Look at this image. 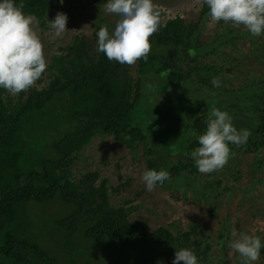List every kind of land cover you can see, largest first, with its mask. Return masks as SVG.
<instances>
[{"label":"trees","instance_id":"1","mask_svg":"<svg viewBox=\"0 0 264 264\" xmlns=\"http://www.w3.org/2000/svg\"><path fill=\"white\" fill-rule=\"evenodd\" d=\"M55 1L18 0L22 11L34 16L40 26ZM207 17L204 4L195 20L174 16L162 21L160 14V24L149 43L168 48V53L140 58L141 74L136 81H132L128 64L109 61L96 48L90 49L84 36L77 35L56 49L61 55H52L44 85L37 87V79L15 95L0 88V264H157L158 260L171 264L175 248H191L198 264H210L211 245L200 238L196 226L176 233L162 227L148 231L144 222L130 220L131 208L110 203L107 180L98 171L88 170L77 178L71 171L78 152L96 134L108 133L132 151L138 143L146 142L147 135L134 115L144 74H150L154 86L168 83L181 91L183 81H193L197 88L194 97L207 104L198 106L201 113L190 122L191 135L205 130L208 107L232 111L237 130L249 131L245 144H228L230 151L250 152L264 144V82L256 87L251 100L231 103L226 94L231 96L233 90L211 83L215 67L199 64L195 58V53L207 46L215 51V43L223 38L224 31L216 34L213 44L200 40ZM154 59L159 60L157 64ZM184 59L195 63H189L183 73ZM192 106L195 111V103ZM177 134L174 130L169 135L172 138L145 149L146 168H166L164 151L172 152V139ZM195 147L198 144L193 137L187 149ZM195 170L194 163L186 160L166 171L171 178L181 171ZM117 186L111 191H120L126 184ZM56 198L68 204V210L53 216L49 224L58 231V241L63 243L60 253L69 256L67 261L49 251L47 247L52 245L45 234L27 231L25 226L30 224L25 212L28 203ZM260 253L264 255V247Z\"/></svg>","mask_w":264,"mask_h":264},{"label":"rangeland","instance_id":"2","mask_svg":"<svg viewBox=\"0 0 264 264\" xmlns=\"http://www.w3.org/2000/svg\"><path fill=\"white\" fill-rule=\"evenodd\" d=\"M105 2L63 0L61 5L56 0L47 11L43 26L36 20L33 22L32 28L42 44L46 68L56 49L69 44L74 36H84L90 49L94 50L98 29L101 26L109 31L114 28L118 17L105 12ZM153 3L159 9L162 21L174 16H180L185 21L195 20L203 6L202 0H153ZM58 11L66 14L65 28L68 31L56 37L48 21ZM222 32L223 38L215 43V51L207 46L203 52L195 53V58L199 64L209 63L215 67L217 71L211 81L215 77L221 85L220 89L236 90L234 94L231 92V96L226 94L231 103H244L251 100L256 87L264 82V32L253 36L243 25L212 22L208 15L200 40L213 44L216 34L221 35ZM162 53H168V48L153 43L148 54L160 56ZM138 60L128 65L132 81H136L141 74ZM158 61L154 59L156 64ZM181 63L185 65L181 66L184 73L188 64L195 62L184 59ZM46 68L38 78L37 87L47 82ZM149 76L144 74L141 77V96L134 114L136 122L147 135L146 142L138 143L132 151L108 133L96 134L78 152L71 167L72 174L77 178L85 171H98L99 176L107 180L110 203L131 208L130 220L144 222L148 231L162 227L176 233L177 230L186 231L196 226L200 238L211 245L210 264H239L238 254L227 246L234 238L231 235L234 228L238 232L258 236L264 243V144L250 152L230 151L227 163L211 173L202 174L197 169L181 171L164 184H157L151 192L146 191L141 180L146 168L145 149L151 143L159 145L161 140L172 138L169 135L176 130L179 135L172 139V152L164 151L163 158L168 160L165 169L180 161L194 163L188 157L192 150L187 147L195 135H191L188 128L191 120L201 113L198 106L204 108L207 104L203 98L194 97L197 88L191 84L193 81H183L181 86L184 91H181V87L168 83L161 86L157 82L154 86V79ZM196 77L193 75L194 79ZM209 100H212L211 96ZM211 110L207 107L206 113L209 115ZM226 112L233 118L232 111ZM122 184H126L122 190L111 191ZM57 199L28 203L25 212L30 224L25 226L27 231L45 234L52 245L47 247L49 251L56 253L60 261H67L69 256L60 253L63 243L58 241V231L49 224L53 216L56 218L68 210V204ZM41 243L48 246L45 239H41ZM254 264H264V255L260 253Z\"/></svg>","mask_w":264,"mask_h":264},{"label":"clouds","instance_id":"3","mask_svg":"<svg viewBox=\"0 0 264 264\" xmlns=\"http://www.w3.org/2000/svg\"><path fill=\"white\" fill-rule=\"evenodd\" d=\"M63 4V0H58ZM208 8L212 22H231L243 25L253 36L264 32V0H202ZM23 4L18 0H0V88L10 94L26 90L41 76L46 68L42 44L32 28L36 20L26 15ZM104 9L118 19L109 31L101 26L96 32V50L109 60L121 64H134L138 59H147L150 51L149 37L158 29L160 12L153 0H106ZM67 16L57 12L49 22L53 35L59 37L68 31ZM61 55L60 52L54 53ZM213 87L219 82L214 77ZM205 130L195 135L198 147L188 153L198 172L211 173L222 168L228 161V144L240 146L250 135L247 129L232 124L228 112L213 108L205 122ZM170 179L164 170L145 168L141 174L146 191L151 192L157 184ZM228 247L238 254L239 264H254L264 247L260 237L233 229ZM198 264L191 248H175L171 264ZM161 264V261H157Z\"/></svg>","mask_w":264,"mask_h":264}]
</instances>
